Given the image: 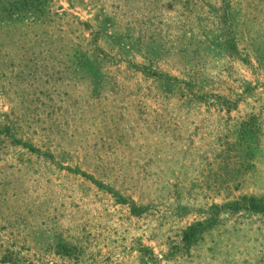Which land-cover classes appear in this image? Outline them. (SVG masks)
Segmentation results:
<instances>
[{"label":"rangeland","instance_id":"374dc122","mask_svg":"<svg viewBox=\"0 0 264 264\" xmlns=\"http://www.w3.org/2000/svg\"><path fill=\"white\" fill-rule=\"evenodd\" d=\"M45 1L0 25V264H264V0Z\"/></svg>","mask_w":264,"mask_h":264},{"label":"trees","instance_id":"16d2710c","mask_svg":"<svg viewBox=\"0 0 264 264\" xmlns=\"http://www.w3.org/2000/svg\"><path fill=\"white\" fill-rule=\"evenodd\" d=\"M46 6L47 1L45 0H14L3 10H0V25L8 27L9 24H11L10 22H13L15 20L24 19L29 15L36 16L46 13ZM86 53L87 52L81 51V58L79 59V70H81L80 72H82L85 76L94 74L97 71L99 73V69L93 67V65L90 64L91 62H93L91 61L92 57L88 56ZM248 208L255 212H262L264 211V204L254 202ZM226 209L230 210L231 212L239 211L241 210L240 202L234 201L225 204L224 206L216 205L211 207V209L209 210V220L195 223L187 228L183 233L181 244L172 247V252L180 254V252H184V250H190L191 247L201 239L205 232L216 226L220 216ZM153 260L154 259H151V261Z\"/></svg>","mask_w":264,"mask_h":264}]
</instances>
